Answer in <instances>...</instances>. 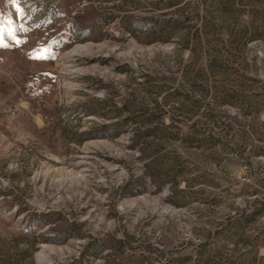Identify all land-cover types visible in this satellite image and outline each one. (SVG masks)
<instances>
[{"label":"rangeland","instance_id":"obj_1","mask_svg":"<svg viewBox=\"0 0 264 264\" xmlns=\"http://www.w3.org/2000/svg\"><path fill=\"white\" fill-rule=\"evenodd\" d=\"M0 264H264V0H0Z\"/></svg>","mask_w":264,"mask_h":264},{"label":"bare ground","instance_id":"obj_2","mask_svg":"<svg viewBox=\"0 0 264 264\" xmlns=\"http://www.w3.org/2000/svg\"><path fill=\"white\" fill-rule=\"evenodd\" d=\"M90 47H82L79 49L74 50L72 53L80 52V51H90Z\"/></svg>","mask_w":264,"mask_h":264},{"label":"trees","instance_id":"obj_3","mask_svg":"<svg viewBox=\"0 0 264 264\" xmlns=\"http://www.w3.org/2000/svg\"><path fill=\"white\" fill-rule=\"evenodd\" d=\"M148 166H149V165H148ZM148 172H149L148 174H150V176H151L152 178L155 177V175H154L151 171L148 170Z\"/></svg>","mask_w":264,"mask_h":264}]
</instances>
